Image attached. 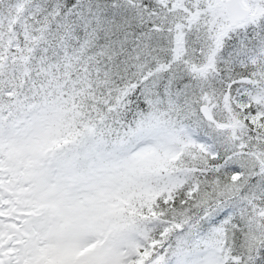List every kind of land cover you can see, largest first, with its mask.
<instances>
[{
  "label": "snow or ice",
  "instance_id": "obj_1",
  "mask_svg": "<svg viewBox=\"0 0 264 264\" xmlns=\"http://www.w3.org/2000/svg\"><path fill=\"white\" fill-rule=\"evenodd\" d=\"M0 264H264V0H0Z\"/></svg>",
  "mask_w": 264,
  "mask_h": 264
}]
</instances>
